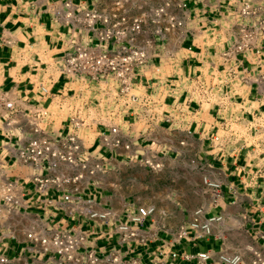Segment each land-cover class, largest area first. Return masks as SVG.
I'll return each instance as SVG.
<instances>
[{"label":"built area","instance_id":"obj_1","mask_svg":"<svg viewBox=\"0 0 264 264\" xmlns=\"http://www.w3.org/2000/svg\"><path fill=\"white\" fill-rule=\"evenodd\" d=\"M129 1L113 0L107 9L84 7L70 0L52 4L53 18L67 25L73 38L70 47L43 68L35 84L40 101L47 103L25 109L21 118L15 119L12 112L27 105L28 100L17 89L0 91V111L10 112L7 125L24 123L29 126L28 141L17 145L12 154L16 161L36 170L32 175V188L38 196L52 189L63 201L78 202L80 192L88 188L91 179L106 169V151L130 160L134 155L140 165L159 171L164 165L159 153L147 144L133 142L134 122L151 123L163 105L171 110L165 117L169 125L187 123L194 111L193 104L198 108H216L222 113L230 107L240 110L242 107L235 99L237 93L233 87L252 83L264 85L263 58H258L254 68L242 65L247 52L260 53L262 50L264 0L236 1L230 12L233 30L222 53V64L196 74L168 76L164 82L171 86L182 84L184 95L183 99L173 97L169 103L161 98L156 80L146 74L160 72V67L172 59L171 53L165 54L167 34L185 24L188 19L186 5L183 0H161L148 10L129 13ZM146 23L152 28L145 35ZM53 73L63 78L58 91H51L47 81L52 82ZM127 115L134 119H124ZM242 119L241 115L230 116L229 123L224 124L227 121L223 120L221 128L227 129L228 124L229 128L231 123L242 122ZM244 127L248 135L261 131L258 123ZM88 132H96L98 150L87 147ZM217 134L216 131L211 136L210 144L220 154H227L233 145H246L245 138L238 143L230 135L219 139ZM4 166L5 162L0 160V177L4 179L2 199L8 206L18 207L22 205L23 185L17 179L6 178ZM203 184L212 190L209 205L216 207L221 198L219 182L203 177ZM52 200L49 196L42 199L43 203ZM85 202L86 215L100 223L114 225L121 242L144 241L138 233L139 226L154 212L153 206L128 204L124 207L123 218L119 219L111 207L90 208L94 204L92 196ZM257 207L263 209L264 204L259 203ZM221 219L219 214L207 216L206 207L198 205L178 236L189 231L192 238L210 235L222 238V232L215 229ZM86 235V230L47 227L42 223L26 232V237L41 253L55 257V264H129L122 259L119 249L98 256L84 246ZM177 255L172 253V256ZM179 256L185 260L195 259L196 264H206L211 257L208 251L182 252ZM214 261L216 264H264V229H257L253 242L243 248L223 246ZM0 264L20 263L0 253ZM155 264L174 263L161 258Z\"/></svg>","mask_w":264,"mask_h":264},{"label":"crops","instance_id":"obj_2","mask_svg":"<svg viewBox=\"0 0 264 264\" xmlns=\"http://www.w3.org/2000/svg\"><path fill=\"white\" fill-rule=\"evenodd\" d=\"M64 0H0V91L11 88L19 90L28 100V104L12 112L13 117L21 118L25 109L31 110L41 102L36 82L45 66L51 64L69 47L73 33L68 26L53 18L50 12L52 4ZM84 7L96 6L108 8L113 0H70ZM238 0H183L188 19L177 31L167 34L166 52L172 54L160 72H147L158 85L161 98L169 103L173 97L183 99L182 84L167 85L168 76L196 74L210 66L220 67L222 53L229 44L231 32L230 12ZM255 1V0H250ZM161 0H130L129 13L148 10ZM228 13V14H227ZM146 34L152 28L144 25ZM180 35L177 39L176 36ZM260 53L249 51L242 65L254 68L258 58L264 61V39L261 40ZM167 55V54H166ZM156 62V59H153ZM264 69V64H263ZM51 91L62 88L63 78L53 73L52 82L47 79ZM236 101L241 109L232 107L222 111L216 108L196 107L188 116V122L181 125H169L165 117L170 107L163 105L157 118L149 124L133 123V142L147 144L159 153L163 167L154 172L140 165L135 156L133 160L120 154L106 151L108 164L97 174L87 189L80 192L79 201H63L58 192L49 189L46 195L38 196L33 190L32 175L36 170L15 160L12 150L28 141L31 136L29 126L24 123L7 125L9 111H0V160L5 162L6 178L17 179L23 185L22 205L10 207L2 199L1 187L4 181L0 177V253L9 258L18 259L20 264H55V257L38 250V246L26 237V232L35 224L47 227L75 228L86 230L84 246L102 257L112 249H119L122 259L129 264H155L161 258L174 264H196L195 259L185 260L180 253H198L208 251L211 255L206 264H216L215 259L223 246L230 249L245 247L253 242L254 232L264 229V156L257 152L256 146L264 149V137L248 146L239 145L235 151L220 154L211 148V136L229 117L241 115L245 125L258 123L264 133V85L255 84L234 86ZM260 118V119H259ZM134 119V116H124ZM61 123V128H63ZM87 138V137H85ZM183 141V144L180 143ZM86 145L98 150L96 132H88ZM137 152H140L135 147ZM137 166H142L154 175L173 172L177 166L179 177L187 178L192 171L199 181L198 192L203 196L199 205L206 207V215H221L215 225L222 232V238L210 235L204 238H192L191 233L178 236L181 228L190 220L195 207L186 206L184 200L168 201L163 206L151 202L142 203L136 197L138 190ZM181 171V173H180ZM203 177L219 182L221 198L216 207L209 205L211 188L205 187ZM52 197L49 203H43L45 197ZM93 197L90 208L111 207L117 218H123L124 207L128 204H144L154 207V212L139 226V234L144 241H120L114 225H106L90 219L86 215L85 200ZM177 253V256H172ZM51 256V258H49Z\"/></svg>","mask_w":264,"mask_h":264},{"label":"rangeland","instance_id":"obj_3","mask_svg":"<svg viewBox=\"0 0 264 264\" xmlns=\"http://www.w3.org/2000/svg\"><path fill=\"white\" fill-rule=\"evenodd\" d=\"M228 125L227 129L220 128L218 131L217 135L219 139L224 135H230L238 141V143H242L243 138H245L246 146H248L254 143V141L259 142L260 139L264 137L262 131L256 133L252 132L251 135L246 134L243 121H235L230 124L229 128ZM236 146L239 145L236 144L229 147V152L235 151ZM260 148V146H256L257 152L264 156V149ZM176 168L177 166H175L174 171L170 173L151 176L147 169L142 166H137L138 190L136 197L141 199L142 203L151 202L155 206H163L167 204L168 201L176 202L177 200H184L186 206L189 207L199 205L203 200V196L197 191L200 187L199 181L195 179L194 173L192 171L190 172V170L189 172L187 171V178L179 177Z\"/></svg>","mask_w":264,"mask_h":264}]
</instances>
